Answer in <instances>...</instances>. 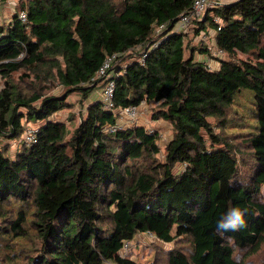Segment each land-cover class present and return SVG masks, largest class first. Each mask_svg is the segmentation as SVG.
<instances>
[{
  "label": "trees",
  "instance_id": "1",
  "mask_svg": "<svg viewBox=\"0 0 264 264\" xmlns=\"http://www.w3.org/2000/svg\"><path fill=\"white\" fill-rule=\"evenodd\" d=\"M193 4L25 0L11 22L0 23V139L20 141L23 121L43 122L37 141L21 144L15 155L0 140L1 235L13 241L0 243V264H137L125 245L148 232L173 244L167 264H251L262 254L264 0L213 9L199 23L196 35L213 30L225 53L213 58L199 45V53L218 60L213 70L195 59L196 48L187 54V34H156ZM23 11L26 24L19 20ZM156 42L141 66L137 59ZM115 54L131 61L115 78L114 107L157 106L152 119L173 131L163 159L157 131L133 126L105 133L119 115L99 99L72 132L51 119L73 109L71 95L84 103L104 87L95 78ZM57 88L63 91L54 95ZM242 93L253 122L246 133L230 135L229 116ZM9 205L20 208L16 216ZM235 207L247 210L246 226L219 231L217 222Z\"/></svg>",
  "mask_w": 264,
  "mask_h": 264
},
{
  "label": "rangeland",
  "instance_id": "2",
  "mask_svg": "<svg viewBox=\"0 0 264 264\" xmlns=\"http://www.w3.org/2000/svg\"><path fill=\"white\" fill-rule=\"evenodd\" d=\"M22 1L25 0H4L2 3H0V23H6L9 20L13 18L15 15L16 9L18 6L22 3ZM212 10H209L210 13ZM214 16L211 14V17ZM158 31V29H156ZM209 32V31H208ZM207 32V33H208ZM214 34V33H213ZM187 41L188 42V51L187 54H189V49L196 48V51L198 50V46L202 43H199L198 40L201 36L196 35L195 33H187ZM193 38V39H191ZM140 49L137 51H134L135 53H138ZM199 52V51H198ZM240 59H246L245 56L239 55ZM130 59L122 60V64H127L130 62ZM213 64V63H212ZM217 64L213 65V68L216 69ZM19 77V74H16L14 76L15 80H17ZM4 85V79L0 77V90ZM100 88V87H99ZM94 91L92 94V97L90 99L86 100L84 103L80 102L81 96L79 94H73L68 98L69 103L72 105L73 109H65L63 111H60L55 116H53L51 119L65 122L69 125V131L72 132L75 127L79 125L81 122V116H85L87 113V107L91 104V102L94 99H97L101 95V88ZM62 88H57L53 94L58 95L62 93ZM103 91V90H102ZM143 108L141 109L140 116H138V119L134 122H130L125 118H121L118 116V119L120 120V124L124 127H133V126H143L148 131H157L160 135V146L162 149L161 154L159 155L160 159H163L164 155V149L166 144L171 140L173 136V131L171 128V125L168 122H165L164 120H153L152 114L153 111L157 109V106L153 103H144L141 105ZM141 108V107H140ZM235 110V112H234ZM252 105L249 98V95L247 93H242L240 96L236 98V103L233 108V114L229 116L230 120H234V122H230L229 126L227 128V132L230 135H237L240 136L241 133H246L251 129L252 124ZM143 113V116H142ZM71 116H75V120L72 123H69V118ZM211 122L215 124V121L211 119ZM25 131L27 128H35L39 129V127L43 124L38 123H26L23 121ZM237 124H240L239 126ZM2 142V146H5L7 143L10 144V150L15 155L16 152L22 147L20 141H14V140H6L5 138L0 139ZM242 157V156H240ZM262 193L264 196V186L262 188ZM20 208L15 205L14 207H11V205L6 207L7 212H11V214L16 216V212ZM4 224L0 220V243L5 246L6 244H12V240H10V237H3L1 235L2 227ZM21 241H19L20 243ZM27 245V244H24ZM173 248V244H167L162 241H159L158 239L151 238L147 235H138L133 242V249L129 255V257L136 261L137 264H154L158 262V264H167V254L166 252ZM248 262L251 264H264V250L262 254L258 257H254L252 259H249Z\"/></svg>",
  "mask_w": 264,
  "mask_h": 264
},
{
  "label": "built area",
  "instance_id": "3",
  "mask_svg": "<svg viewBox=\"0 0 264 264\" xmlns=\"http://www.w3.org/2000/svg\"><path fill=\"white\" fill-rule=\"evenodd\" d=\"M3 1L4 0H0V3H2ZM218 5H219V0H194V4L188 13L182 14L181 17L178 19V21L172 26H170L169 23L161 25L160 27L157 28L158 31H156V34L159 36L160 34H163V32L170 30L174 34L195 33L198 30L199 23L203 22L206 19L208 11L219 8ZM19 20L24 24L27 23L28 17L25 11L19 13ZM214 20L217 23L221 24V19H219L218 17H214ZM219 30H221V28H219L218 31ZM202 33L203 35L201 36ZM201 34H199L201 37L199 38L198 42L202 43L208 49V51L211 53L213 58L223 57L225 55V53L219 50L218 47L216 46L215 35L204 32H201ZM159 44L160 42H156L150 48V50L146 49L144 53L142 52V55L137 59V61L140 63L141 66L146 65L147 59L150 54L149 52L151 50H154L155 48H158ZM119 60L120 57L117 54L107 57L103 62L101 68L99 69L95 79H102V81L104 82V87L101 95V102L103 103V107L105 111L112 112L115 115H119V117L121 118H125L130 122H134L138 119V116H140L141 106L123 108L120 110H117L114 107L115 104L114 96L116 92L115 78L119 76L123 71H125V68L128 67L127 64H121V61ZM118 66L121 67L122 71L120 72L117 71ZM208 68L210 70H213L212 61L208 62ZM127 128H124L120 124V120L118 119L116 125L107 126L105 128V133L115 134L119 130H125ZM38 132L39 129H35L32 127L27 128L23 138L20 140L19 143L21 144L25 143V145L27 146L35 143L38 139ZM148 132L153 133L154 131H148ZM146 235L151 238L157 239L151 232H148ZM132 247H133L132 243H127L125 245V252ZM105 264H111V263H105Z\"/></svg>",
  "mask_w": 264,
  "mask_h": 264
},
{
  "label": "clouds",
  "instance_id": "4",
  "mask_svg": "<svg viewBox=\"0 0 264 264\" xmlns=\"http://www.w3.org/2000/svg\"><path fill=\"white\" fill-rule=\"evenodd\" d=\"M239 207L231 208L221 219L217 222L219 231H237L246 226L245 212Z\"/></svg>",
  "mask_w": 264,
  "mask_h": 264
},
{
  "label": "crops",
  "instance_id": "5",
  "mask_svg": "<svg viewBox=\"0 0 264 264\" xmlns=\"http://www.w3.org/2000/svg\"><path fill=\"white\" fill-rule=\"evenodd\" d=\"M237 1H239V0H219V5H218V6H219V7H222V6H225V5H229V4L235 3V2H237ZM0 9H1V7H0ZM9 22H11V20H9L8 23H9ZM208 33H210V34H212V35H215V34H213V30H209ZM191 39H193V38H191ZM198 47H199V46H198ZM198 50H199V48H198ZM208 58H209L208 55H205V54H203V53H199L198 51H196V55H195V59H196V60L204 61V62H206V63L212 61L213 65L217 64L216 69H218V67H219V62H218V60H216V59H211V58L208 59ZM99 87L101 88V95H102V90H103L102 85L99 86ZM99 87H98V88H99ZM100 88H99V89H100ZM101 95H100V97L97 98V99L101 100ZM142 108H143V107L141 106V108H140V113H141V109H142ZM142 116H143V113H142Z\"/></svg>",
  "mask_w": 264,
  "mask_h": 264
}]
</instances>
